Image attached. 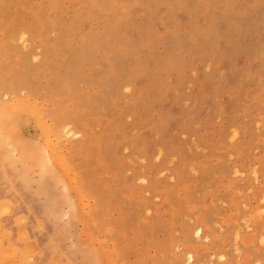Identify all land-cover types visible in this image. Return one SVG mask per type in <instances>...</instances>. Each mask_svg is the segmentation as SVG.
Returning a JSON list of instances; mask_svg holds the SVG:
<instances>
[{"label": "rangeland", "instance_id": "374dc122", "mask_svg": "<svg viewBox=\"0 0 264 264\" xmlns=\"http://www.w3.org/2000/svg\"><path fill=\"white\" fill-rule=\"evenodd\" d=\"M0 264H264V0H0Z\"/></svg>", "mask_w": 264, "mask_h": 264}, {"label": "bare ground", "instance_id": "6f19581e", "mask_svg": "<svg viewBox=\"0 0 264 264\" xmlns=\"http://www.w3.org/2000/svg\"><path fill=\"white\" fill-rule=\"evenodd\" d=\"M77 62H80V61L77 60ZM72 66H73V65H72ZM22 233H23V232H22ZM24 234H25V233H24ZM25 235H26V234H25Z\"/></svg>", "mask_w": 264, "mask_h": 264}]
</instances>
